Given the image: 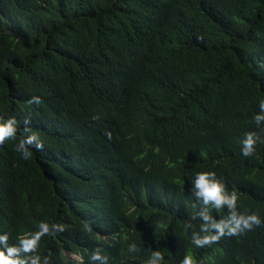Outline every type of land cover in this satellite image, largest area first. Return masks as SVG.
I'll list each match as a JSON object with an SVG mask.
<instances>
[{
    "label": "trees",
    "instance_id": "trees-1",
    "mask_svg": "<svg viewBox=\"0 0 264 264\" xmlns=\"http://www.w3.org/2000/svg\"><path fill=\"white\" fill-rule=\"evenodd\" d=\"M261 100L264 0H0V118L17 120L0 144V234L19 245L57 225L26 254L41 264H98L97 248L107 264L156 250L163 264H264V223L191 240L198 172L264 221V142L240 151L246 132L264 141ZM31 134L43 147L24 159Z\"/></svg>",
    "mask_w": 264,
    "mask_h": 264
},
{
    "label": "clouds",
    "instance_id": "clouds-1",
    "mask_svg": "<svg viewBox=\"0 0 264 264\" xmlns=\"http://www.w3.org/2000/svg\"><path fill=\"white\" fill-rule=\"evenodd\" d=\"M32 103L39 104V97H33ZM259 111L254 116L256 126L264 123V100L259 102ZM28 122L25 121V124ZM17 120L14 117L0 118V144L6 139H13L16 136ZM258 142H264L254 132H246L241 140V154L245 157L251 156L255 151V145ZM43 145L35 134L26 135L16 144V150L21 153L22 158L28 159L31 156L30 149L39 151ZM191 191L200 201L202 210L196 212L202 221L199 231H193L191 234L192 243L197 247L210 245L220 239L223 235L235 236L251 230L253 226H260L264 221L256 213L243 214L236 211L238 194L228 192L221 180L216 177L212 171L198 172L191 180ZM209 207L212 209L226 208L229 214L221 219H216L209 213ZM191 228L192 225L188 224ZM57 225L41 223L39 231L27 239H22L19 245H9L7 243V234H0V264H41L40 257L36 255H26L30 251H35L37 242L41 235L48 233L50 230H56ZM129 252L136 251L135 244H129ZM24 253V256H21ZM163 256L160 251H152L151 256L146 264H163ZM91 262L98 264H107V257L101 254V249H95L89 256ZM181 264H197L191 255H185Z\"/></svg>",
    "mask_w": 264,
    "mask_h": 264
},
{
    "label": "water",
    "instance_id": "water-1",
    "mask_svg": "<svg viewBox=\"0 0 264 264\" xmlns=\"http://www.w3.org/2000/svg\"><path fill=\"white\" fill-rule=\"evenodd\" d=\"M65 253V255L68 257V258H70V255L67 253V252H64Z\"/></svg>",
    "mask_w": 264,
    "mask_h": 264
}]
</instances>
